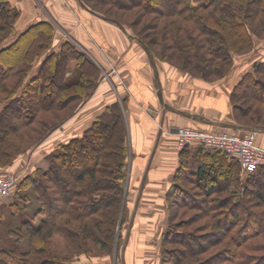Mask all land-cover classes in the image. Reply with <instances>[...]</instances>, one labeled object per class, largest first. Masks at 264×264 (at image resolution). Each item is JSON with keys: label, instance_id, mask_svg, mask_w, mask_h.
<instances>
[{"label": "trees", "instance_id": "16d2710c", "mask_svg": "<svg viewBox=\"0 0 264 264\" xmlns=\"http://www.w3.org/2000/svg\"><path fill=\"white\" fill-rule=\"evenodd\" d=\"M81 2L96 15L129 29L152 59L211 82L215 77H227L233 55L252 49L254 36L264 32V0ZM118 8L154 13L153 25L138 30V21L123 18L124 14L116 12ZM19 16L20 10L10 0H0V87L9 95L0 99V156L6 158L0 160V167L13 164L18 155L39 145L73 116L81 102L92 95L101 74L95 60L68 40L60 50L46 55L28 79L37 60L51 47L55 26L44 20L16 33ZM254 66L256 71L244 74L230 94L233 117L242 126V117L251 110L244 109L243 103L251 99L264 101V61H256ZM74 70L79 76L67 80ZM46 73L51 76L45 77ZM11 77L16 78L13 84L8 83ZM46 81L54 82L49 83L52 92L47 94ZM65 90L67 96L74 93V99L64 98V102L51 107L54 96L53 104L60 102L55 100L65 95ZM73 101H78V105L69 107ZM67 107V113H57ZM45 110L54 115L50 120L39 116ZM263 120H258L263 123L258 125L262 130ZM32 121H37L38 127L32 129ZM9 134L17 136V140L10 139ZM190 148H182L181 164L167 193L169 224L162 238L161 264H264V241L249 243L261 235L264 240V164L242 182V166L237 157L200 144L195 153ZM129 155L128 126L121 104L115 102L83 135L59 143L48 153L47 170L38 168L20 181V186L34 185L39 202L37 213L42 220L36 225L33 220L24 219L13 232L32 234V255L41 258L35 264H82L72 260V255L91 254V242L103 251L113 252L121 215L123 222L127 219L124 196ZM190 156L197 160L195 168ZM64 172L72 175L73 182L61 191ZM181 179L196 184L206 198L205 205L198 204L197 193L180 185ZM195 203L207 209L208 225H198L196 231L189 232L178 229L176 206ZM9 206L14 214L17 203ZM243 214H248L250 221L253 218L252 230ZM57 231L64 233L70 255L51 249ZM20 253L18 247H0V264L13 263L4 254L14 255L18 264L27 263L22 256L17 257Z\"/></svg>", "mask_w": 264, "mask_h": 264}, {"label": "crops", "instance_id": "0c3cea01", "mask_svg": "<svg viewBox=\"0 0 264 264\" xmlns=\"http://www.w3.org/2000/svg\"><path fill=\"white\" fill-rule=\"evenodd\" d=\"M10 1L20 10L16 33L44 20L55 26L52 45L35 67L70 40L101 69L92 95L35 146L27 166L33 171L59 143L83 135L99 115L119 102L128 126L130 149L125 193L128 212L123 224H129V233L121 258L111 264H161L159 243L169 224L167 193L181 164L182 147L175 131L179 126L244 130L232 114L234 82L214 84L152 59L129 29L96 15L81 0ZM256 140L264 146V130H257ZM198 146L190 145L192 153ZM189 158L195 168L197 160Z\"/></svg>", "mask_w": 264, "mask_h": 264}, {"label": "rangeland", "instance_id": "374dc122", "mask_svg": "<svg viewBox=\"0 0 264 264\" xmlns=\"http://www.w3.org/2000/svg\"><path fill=\"white\" fill-rule=\"evenodd\" d=\"M116 12L119 13V15L121 16H123L122 14H124L125 16H123V18L124 17L129 18V19L135 18V20L138 21L137 26H135L138 30L142 29L143 27L148 29L147 27H149V25L151 27V25H153L151 21L154 20V17H155L154 13H151V12L143 13V10H141L140 8H134L133 10H129V11L119 10L118 8V10L116 9ZM254 37H255V40H254V46L252 49L244 51V52H238L233 55V62L229 66V69H230L229 75L227 77L226 76L225 77H215L214 79H212L213 80L212 83L218 84L220 82L228 81L231 84L232 82H234L232 84V87H233V85L237 81H239L240 78H242L244 74H246L247 72L256 71L255 66H254L255 62L264 61V32H259V36H254ZM41 59L42 57H40L37 60V65H38V62L41 61ZM39 66L34 67L33 73L31 71V73L28 76V79H30L31 76L37 72V70L39 69ZM49 76H51L50 73L45 74V77L49 78ZM78 76H79L78 71L74 70L72 71V73H69V75L67 76V80H73L77 78ZM15 79H16L15 77L9 78L8 83L13 84V82H15ZM46 82L47 84L54 83L52 81L51 82L46 81ZM51 84H49L47 88L48 90L47 89L45 90L46 94L48 91L52 92V88H50ZM57 92L62 94V90H58ZM65 93H67L66 90L64 91V94ZM7 96H9L8 93L4 91V89L1 86L0 87V99H5L7 98ZM74 97H75L74 93L68 94V96L67 94H65L61 96L59 99L55 100V101H60V102L53 104L54 103L53 100L56 98V96H54L51 102V105H52L51 107H54L55 105L59 103L61 104V102H64L65 101L64 98H67V100H71L72 98L74 99ZM85 101H82L81 104L83 105ZM77 102L78 101L70 102L69 107H72V108L74 106L76 107L78 105ZM243 105H244V109L246 110L251 109V110L246 117H242L241 119V121L244 124L243 125L244 130H242V132L261 129L260 126L258 125L263 124V123H261V121H258V120L264 119V101L263 100L256 101L255 99H251V101L243 103ZM1 108L2 107H0V109ZM69 110L70 109L67 107L61 111L57 110V113L65 114ZM39 116H44L46 119L49 118L48 120H50L54 115H52L51 112H49L48 110H45V111L40 112ZM34 127L35 128L38 127L37 121H32V129H34ZM9 135L8 137L10 139L13 138L17 140V136H15L14 134H9ZM2 142L4 143V141ZM0 145H1V142H0ZM34 148L35 147L29 149L25 153H21L20 155H18L17 158H15L13 164L9 166L0 167V176L7 175V174H16L17 178H19V182L17 183L16 187L12 189V191L10 192L8 196H6L0 201V247H8L9 249H12L14 247L20 248L21 250L20 254L22 255H17V257L22 256V258H25L24 261L27 262L25 264H35L37 263V261L41 260V258L37 257L35 254L32 255V242L34 238L32 234H29V235L16 234L13 231L22 225V222L24 219H31L35 222L36 225H38L40 221L42 220V215L40 213H37L39 202H38L37 192L34 188V185L27 184L25 186H20L19 183L20 181L24 180L29 175H31L34 170L38 168L47 170L49 167V164L46 160V161H43L42 164L37 166L33 171L30 170L31 168H29L27 164L32 162V152ZM4 159H6L5 155H1L0 160H4ZM18 159L20 160L17 161ZM191 160L193 161V159H190V161ZM243 180L245 181V178L242 179V182ZM71 182H73L72 175L68 174L67 172H64L63 173V184L60 186V190L62 191L65 185ZM179 183L184 188H186L188 191L197 193V196H198L197 201H199L198 204L206 203L205 202L206 198L202 197L201 193L198 192L199 189L197 188L196 184L194 183L192 184L187 179H181ZM18 185L20 187H18ZM17 191H18V195L16 196ZM125 198H126V195L124 196V200ZM14 201L15 203H17V208H15L16 210H14V214H12L13 208L9 205L13 203ZM176 207L177 208L179 207L177 209L179 210V214L175 220L176 221L178 220V224H179L178 229L180 230H185L188 232L192 230L196 231V229L194 228H196L198 225H203V224L206 225L207 221H209L206 216L207 209L205 207H202L201 205L198 206L197 203H195V206L180 207L179 205H177ZM243 217H246L245 218L246 220L250 219V216L248 214H243ZM121 219H122V215H121L119 224L117 226V234L115 237L116 243L114 245V249L112 253L103 251L102 249L99 248L98 245H95L94 243L91 242L90 243V246L92 247L91 254H85V253L78 254V255L74 254L72 255L73 256L72 260H74L75 262L76 261L80 262L82 264H95V263L96 264H100V263H104V264L110 263L111 264L112 262L117 261L119 258H121L120 255L123 250L122 247L126 246V240H127V236L129 233V229H128L129 224H126L123 226L124 222ZM253 221H254L253 218L251 219V221L250 220L248 221L247 227H251L250 230H252V227H253L252 224H254ZM181 224L183 226H181ZM167 227L163 230L164 232L166 231ZM123 236L126 237V239ZM262 236L263 235H261V237ZM261 237H259V239L257 238L250 239L249 243H254L256 241H261V240L264 241L263 237L262 238ZM159 244L162 246V248L160 246L161 254H162L163 247H164L163 239L160 240ZM51 249L56 252L65 254L66 256L71 254V252H67L66 240H65V236L63 232L57 231V233L54 234L51 240ZM3 256H5V258L7 259H10L13 262L12 264H18L15 261L16 257L14 255L13 257L8 256L6 254H4Z\"/></svg>", "mask_w": 264, "mask_h": 264}, {"label": "built area", "instance_id": "2783aa9c", "mask_svg": "<svg viewBox=\"0 0 264 264\" xmlns=\"http://www.w3.org/2000/svg\"><path fill=\"white\" fill-rule=\"evenodd\" d=\"M256 133L257 130L242 132L227 127L207 129L192 126H179L175 131L178 145L182 148L198 143L206 148L222 149L237 157L244 178L264 164V146L257 142ZM18 182L16 174L0 176V201L10 194Z\"/></svg>", "mask_w": 264, "mask_h": 264}]
</instances>
